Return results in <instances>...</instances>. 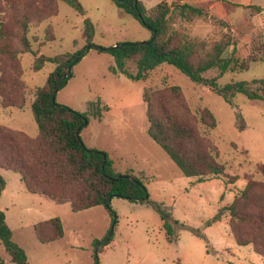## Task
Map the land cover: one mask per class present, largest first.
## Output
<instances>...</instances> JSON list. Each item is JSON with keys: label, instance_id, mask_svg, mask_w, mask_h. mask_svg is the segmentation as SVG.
<instances>
[{"label": "rangeland", "instance_id": "374dc122", "mask_svg": "<svg viewBox=\"0 0 264 264\" xmlns=\"http://www.w3.org/2000/svg\"><path fill=\"white\" fill-rule=\"evenodd\" d=\"M79 1L96 27L93 41L96 47L110 48L120 42L153 39L151 29L120 10L112 0ZM152 2L154 5L157 0ZM189 2L206 8L227 27L196 18L175 20V29L204 42L206 48L229 35L235 44L228 53L235 51L241 59L264 53V0ZM45 3L47 0H0V28L4 26L7 33H15L17 17L30 8H42ZM83 26L84 17L66 2L58 1L57 15L31 27L29 37L34 53L21 56L25 91L16 95L18 101H25V107L0 108V126L21 130L30 136L38 135L32 102L37 88L46 84L55 64L46 62L36 68V59L40 55L54 57L85 47ZM48 27L54 30V40H46ZM113 63L114 58L107 51L97 48L86 51L73 65L68 83L56 92V102L85 113L90 102L102 99L109 111L101 120L89 116L80 131L84 145L106 153L120 174L129 170L144 173L149 196L163 203L176 220L200 228L205 238L181 229L178 241L170 243L159 214L150 205L117 196L111 199L110 209L102 205L75 212L69 202L60 203L27 191L19 173L0 168L6 182L0 209L6 213L14 241L25 250L28 264H95L96 256L98 264H264L252 245L236 242L228 215L211 226L206 225L221 207L240 194L248 181H264L263 173L257 169L264 164V100H251L238 93L233 106L169 63L149 71L144 80L113 74L110 71ZM13 66L12 62L0 58V68L7 79L12 75ZM218 74L217 69H212L205 76ZM256 79H264V61L251 62L246 71H229L218 82L225 85L233 80ZM171 86L180 87L185 100L182 106L172 92L165 93L172 115L196 130L203 149L210 148L216 153L217 161L225 167L223 175L205 182L185 176L149 136L144 89ZM205 110L215 116V128L211 127L210 115L203 120ZM237 112L242 113L247 123L243 130L237 126ZM257 195L264 196V190L258 189ZM53 217L61 218L64 237L41 243L35 236L34 226ZM109 236V244L96 252V246ZM0 257L11 263L1 242Z\"/></svg>", "mask_w": 264, "mask_h": 264}, {"label": "trees", "instance_id": "16d2710c", "mask_svg": "<svg viewBox=\"0 0 264 264\" xmlns=\"http://www.w3.org/2000/svg\"><path fill=\"white\" fill-rule=\"evenodd\" d=\"M58 1L66 2L84 17L83 39L86 45L75 52L54 57L40 55L36 59V68H41L46 62L55 64L46 84L37 88L32 102L39 133L37 136H30L24 131L0 126V168L19 173L27 191L42 194L60 203L69 202L75 212L102 205L110 209L108 201L117 196L150 205L159 214L170 243L178 241L181 229H188L194 235L205 238L200 228L176 220L163 203L149 196L144 173L136 174L129 170L117 179L120 173L114 161L103 151L84 145L78 130H82L85 120L89 121V116L101 120L104 113L109 111V106L102 99L90 102L89 110L85 113L53 99L54 92L63 88L72 77V67L85 54L86 47L94 45L96 27L79 0H47L42 8H30L17 17L15 33H7L4 26L0 28V58H5L14 65L10 79L4 76V71L0 68V108L25 107V101H18L16 97L18 93L22 95L25 91L21 56L28 52L34 53L29 37L30 29L57 15ZM112 1L120 10L134 16L155 34L144 45L120 42V46L116 48L96 47L113 56L114 63L110 67L113 74L124 75L132 80H144L149 71L169 63L195 83L208 86L233 106L238 93L245 94L251 100H264V79L233 80L225 85L218 82L229 71H246L251 62L264 61V53L241 59L235 55V51L228 53L230 46L235 44L229 35L211 48H206L204 42L191 39L173 27L175 20L191 21L196 18H205L227 27L222 19L212 16L206 8L194 3H182L181 0L160 2L152 8H147L141 0ZM55 38L53 28L48 27L46 40ZM212 69L219 71L218 76H205ZM167 91L172 92L182 106L185 104L178 86L159 90L144 89L149 136L185 176L194 177L197 182H205L223 175L225 167L217 161L216 153L210 148L203 149L196 130L172 115L165 99ZM203 112V120L206 115H210L211 127L215 128V116L209 110ZM237 126L240 130L247 128L240 112H237ZM257 169L264 175V164L258 165ZM5 185L6 182L0 175V197ZM258 189L264 190V181H248L240 194L231 203L221 207L206 225L211 226L228 215L230 230L236 242L239 245H252L264 261V196L257 195ZM34 233L41 243H50L62 239L65 229L61 218L53 217L38 222L34 226ZM110 240L98 244L96 252H100ZM0 242L11 257L10 264H28L27 254L14 241L6 213L2 209ZM98 261L96 256L95 264ZM0 264L9 263L0 257Z\"/></svg>", "mask_w": 264, "mask_h": 264}, {"label": "water", "instance_id": "95a60500", "mask_svg": "<svg viewBox=\"0 0 264 264\" xmlns=\"http://www.w3.org/2000/svg\"><path fill=\"white\" fill-rule=\"evenodd\" d=\"M154 36H155V34L153 35V38H154ZM148 41H144V42H137V44H139V45H144V44H146ZM120 46V44H117V45H115V46H113L112 48H116V47H119ZM92 48H96V46L95 45H89V46H87L86 47V51H89L90 49H92ZM84 55V54H83ZM58 90H56L55 92H54V94H53V99L55 100L56 99V92H57ZM88 123V120H85V125ZM78 134L80 135V129L78 130ZM124 176V174H119V176H118V178L117 179H119V178H121V177H123ZM110 202H111V200L110 201H108V203H107V206H109L110 205ZM110 238V236L108 237V239ZM107 240H105L104 242H106Z\"/></svg>", "mask_w": 264, "mask_h": 264}, {"label": "crops", "instance_id": "0c3cea01", "mask_svg": "<svg viewBox=\"0 0 264 264\" xmlns=\"http://www.w3.org/2000/svg\"><path fill=\"white\" fill-rule=\"evenodd\" d=\"M143 3H144V5L147 7V8H152V7H154L156 4H158V3H160V2H168V3H172V2H174V1H176V0H157V2H156V4H154V5H152V0H141ZM190 0H181V2L182 3H185V2H187V3H194V2H189ZM194 4H196V3H194Z\"/></svg>", "mask_w": 264, "mask_h": 264}]
</instances>
